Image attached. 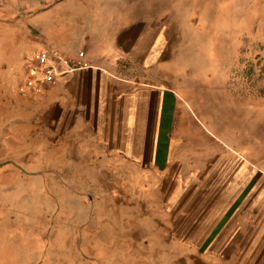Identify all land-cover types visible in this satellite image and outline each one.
<instances>
[{
    "label": "rangeland",
    "instance_id": "1",
    "mask_svg": "<svg viewBox=\"0 0 264 264\" xmlns=\"http://www.w3.org/2000/svg\"><path fill=\"white\" fill-rule=\"evenodd\" d=\"M100 16L145 18L147 47L155 34L162 46L158 73L176 94L164 100L161 139L182 146L170 172L203 168L209 131L212 147L240 150L264 197V0H0V264H201L204 252L142 244L139 185L117 183L97 167L107 155L60 126L57 89L17 94L35 51L85 50Z\"/></svg>",
    "mask_w": 264,
    "mask_h": 264
},
{
    "label": "crops",
    "instance_id": "2",
    "mask_svg": "<svg viewBox=\"0 0 264 264\" xmlns=\"http://www.w3.org/2000/svg\"><path fill=\"white\" fill-rule=\"evenodd\" d=\"M97 21L100 31L91 34L85 50L49 48L70 60L85 52L90 66L60 78L41 97L58 90L53 117L75 131L82 147L107 155L97 167L112 170L108 175H116L117 183L139 185L146 216L142 244H162L189 258L204 252L198 254L201 264H264V197L253 192L252 170L244 167L240 150L230 154L224 144L212 147L217 136L199 130L206 137L203 168L194 161L186 177L172 174L171 156L182 146L178 142L174 151L173 138L162 144L164 100L176 94L163 88L158 73L162 46L155 34L147 47L145 18L100 16ZM212 148L219 150L212 154Z\"/></svg>",
    "mask_w": 264,
    "mask_h": 264
},
{
    "label": "built area",
    "instance_id": "3",
    "mask_svg": "<svg viewBox=\"0 0 264 264\" xmlns=\"http://www.w3.org/2000/svg\"><path fill=\"white\" fill-rule=\"evenodd\" d=\"M85 52H80L77 60L68 59L55 49L35 51L25 66V77L17 88L23 100L41 98L55 86L60 78L90 66L84 61Z\"/></svg>",
    "mask_w": 264,
    "mask_h": 264
}]
</instances>
